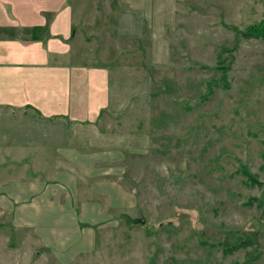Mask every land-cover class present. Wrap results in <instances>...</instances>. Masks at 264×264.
Returning <instances> with one entry per match:
<instances>
[{
    "label": "rangeland",
    "instance_id": "obj_1",
    "mask_svg": "<svg viewBox=\"0 0 264 264\" xmlns=\"http://www.w3.org/2000/svg\"><path fill=\"white\" fill-rule=\"evenodd\" d=\"M122 1L77 0V30L84 55L116 64L111 78L122 87L118 100L134 99L125 117L101 127L130 138V148L109 150L126 155L112 164L117 175L110 180L127 195L116 192L112 201L86 195L106 219L84 227L93 234L85 232L86 249L67 258L75 238L61 257L67 264H264V40L231 29L260 21L264 0H176L165 70L146 68L148 40L138 50L115 37ZM219 61L230 66L226 86ZM142 78L149 79L147 89L137 88ZM124 162L125 174L118 173ZM80 203L58 202L59 219L67 217L63 210L79 213ZM4 218L0 264H62Z\"/></svg>",
    "mask_w": 264,
    "mask_h": 264
},
{
    "label": "crops",
    "instance_id": "obj_2",
    "mask_svg": "<svg viewBox=\"0 0 264 264\" xmlns=\"http://www.w3.org/2000/svg\"><path fill=\"white\" fill-rule=\"evenodd\" d=\"M122 2L115 37L135 43L138 50L148 40L146 68L167 69L176 0ZM78 8L77 0H0V224L8 215L4 219L14 231L32 234L38 247L62 264L68 261L61 257L67 242L77 238L67 256L74 259L88 247L85 232L93 239L84 227L92 229L106 219L93 198L85 196L102 194L112 201L109 196L118 192L110 180L117 175L112 164L126 155L109 150L127 149L131 141L101 127L134 107L133 97L117 98L122 87L111 78L116 64L111 68L84 55ZM138 84L147 89L149 79ZM115 140L121 141L119 147L112 145ZM122 164L118 173L125 174ZM82 183L88 185L81 188ZM42 202L47 204L37 208ZM58 202H81L79 213L63 210L67 217L59 219ZM42 234L49 238L41 240ZM28 242H34L29 235Z\"/></svg>",
    "mask_w": 264,
    "mask_h": 264
},
{
    "label": "trees",
    "instance_id": "obj_3",
    "mask_svg": "<svg viewBox=\"0 0 264 264\" xmlns=\"http://www.w3.org/2000/svg\"><path fill=\"white\" fill-rule=\"evenodd\" d=\"M231 29L234 31L235 34L241 35L245 39L264 40V14H263L262 19L258 21L257 23L250 24L241 30H239L235 26H232ZM218 64L220 65V67H217V69L221 73V84L223 86H226L225 81L227 79V74L230 71V66L223 65L221 61H219ZM243 174H244V171H243ZM245 174L252 184L257 183L256 178L252 174H249L247 171L245 172Z\"/></svg>",
    "mask_w": 264,
    "mask_h": 264
},
{
    "label": "water",
    "instance_id": "obj_4",
    "mask_svg": "<svg viewBox=\"0 0 264 264\" xmlns=\"http://www.w3.org/2000/svg\"><path fill=\"white\" fill-rule=\"evenodd\" d=\"M139 222L144 223V221L140 220Z\"/></svg>",
    "mask_w": 264,
    "mask_h": 264
}]
</instances>
